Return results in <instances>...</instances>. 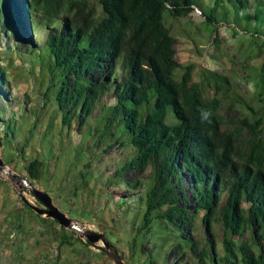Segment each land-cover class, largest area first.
I'll use <instances>...</instances> for the list:
<instances>
[{
  "label": "trees",
  "instance_id": "16d2710c",
  "mask_svg": "<svg viewBox=\"0 0 264 264\" xmlns=\"http://www.w3.org/2000/svg\"><path fill=\"white\" fill-rule=\"evenodd\" d=\"M195 9L203 19L193 35L199 55L219 44L211 37L222 24L248 34L250 48L240 46L236 54L249 77L258 72L251 99L231 89L229 76L203 68L196 79L195 63L178 61L175 25ZM263 9L264 0H0L1 149H16L5 142L7 130L15 142L16 111L4 118L5 109L28 111L30 122L36 98L42 109L50 105V122L58 118L60 146L75 133L92 139L81 151L89 159L81 182L93 160L124 150L107 188L124 187L126 195L110 197L128 201L131 212L138 206L129 259L264 264V62L260 69L251 64L264 56ZM22 83L34 99L3 92ZM226 106L242 115L248 138L223 120ZM44 168L41 157L24 165L27 183L41 181ZM33 200L36 205L22 196L20 210L38 223L46 242L93 247L38 215L32 206H43ZM154 234L166 252L162 263L143 251L145 237ZM112 251L122 260L113 245Z\"/></svg>",
  "mask_w": 264,
  "mask_h": 264
},
{
  "label": "rangeland",
  "instance_id": "374dc122",
  "mask_svg": "<svg viewBox=\"0 0 264 264\" xmlns=\"http://www.w3.org/2000/svg\"><path fill=\"white\" fill-rule=\"evenodd\" d=\"M202 21L199 11L195 9L182 22L175 25L178 61L194 62L196 79L203 68L229 76L231 89L251 99L256 91L258 72L251 73L252 77H249L250 71L241 66V60L236 54L240 46H242L241 50L250 48L248 34L242 29H234L232 26L222 24L217 33L211 37V41L216 38L219 44L208 46L203 55H199L194 44L199 37L193 35L195 28L200 26ZM43 40L44 35H41L38 42L41 43ZM263 62L264 56L252 61L251 64L256 69H260ZM3 92L11 98L15 96L21 98L27 92L32 99L35 98L27 84L23 83L13 89L4 88ZM31 101L37 104L38 109L31 116L30 122L24 121L28 111L24 112L13 104L4 111V118L8 117L11 110L16 111L15 142L9 130H7L8 139H5L6 143L9 140L16 149H1L2 144L0 145V159L4 166V171H0V264H115L112 259H105L102 256L103 251L98 250V247H103L101 241L88 249L78 242H73L72 246H59L58 243L46 242L38 223L25 209L20 210L22 196L30 204L36 205L28 192L27 185L21 183L23 180L26 181L24 165L35 157L43 158L45 175L41 181L32 183V188L47 193L53 205L64 213L76 228L101 234L110 243V252H113V245L120 255L122 253L123 264H148L150 258H145L143 263V256L139 254L129 259V242L135 236L138 222L135 215L138 210L137 204H135L137 209L129 211L128 201L114 202V198L110 197L126 195L127 193L123 192L124 187L107 188L108 178L123 156L124 150H111L107 155L98 157L100 162L98 159L93 160L87 170L85 181L81 182L79 174L89 160L81 151L92 145V139H84L75 133L68 139L63 138L60 146L56 138L58 118L50 122L47 115L50 105L42 109L36 98ZM247 101L255 106L251 100ZM220 112L224 121L236 128H243V139L250 136L249 130L239 120L242 116L240 113L233 108L228 109L227 106ZM4 128L0 118V138L4 135ZM21 139V142L26 139L23 147L22 144H18ZM130 177L132 176L129 175ZM78 229L68 230L80 235ZM220 233L218 228L217 239L220 238ZM143 243V251L151 250V258L157 263H162L166 252L160 249L157 235L146 236ZM214 245L216 249L219 246L216 243ZM172 257L170 261L175 258Z\"/></svg>",
  "mask_w": 264,
  "mask_h": 264
},
{
  "label": "water",
  "instance_id": "95a60500",
  "mask_svg": "<svg viewBox=\"0 0 264 264\" xmlns=\"http://www.w3.org/2000/svg\"><path fill=\"white\" fill-rule=\"evenodd\" d=\"M0 171H4V166L1 159H0ZM21 183L27 185L29 194L43 206V209H39L35 206H32L33 210L38 215L50 218L56 221L61 227H64L66 229H78L71 223V220L68 219L64 213L59 211V209L53 205L52 199L47 193L32 188V186L28 185L27 181L25 180L21 181ZM78 230L80 232L81 237L86 239L92 245H95L96 243L101 241L103 243V247H99V248H103L104 253L110 256L115 264H123V261L120 259L118 254H116L115 252H110L109 250L110 244L105 241L104 237L101 234H97L83 229H78Z\"/></svg>",
  "mask_w": 264,
  "mask_h": 264
},
{
  "label": "clouds",
  "instance_id": "9594fccd",
  "mask_svg": "<svg viewBox=\"0 0 264 264\" xmlns=\"http://www.w3.org/2000/svg\"><path fill=\"white\" fill-rule=\"evenodd\" d=\"M208 116H209V113H202V118H203V119H207Z\"/></svg>",
  "mask_w": 264,
  "mask_h": 264
}]
</instances>
